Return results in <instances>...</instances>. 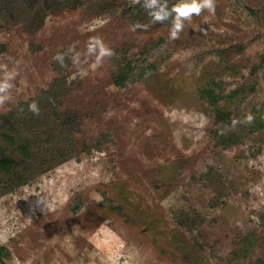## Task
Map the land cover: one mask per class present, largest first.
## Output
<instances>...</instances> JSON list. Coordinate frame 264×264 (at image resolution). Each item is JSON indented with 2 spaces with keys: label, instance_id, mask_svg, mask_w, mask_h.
I'll return each instance as SVG.
<instances>
[{
  "label": "rangeland",
  "instance_id": "rangeland-1",
  "mask_svg": "<svg viewBox=\"0 0 264 264\" xmlns=\"http://www.w3.org/2000/svg\"><path fill=\"white\" fill-rule=\"evenodd\" d=\"M47 2L33 29L25 7L0 0V64L18 72L0 114L55 81L77 158L0 195V264H260L264 0H216L175 40L170 20L130 30L149 23L143 0ZM92 36L115 52L95 68Z\"/></svg>",
  "mask_w": 264,
  "mask_h": 264
},
{
  "label": "trees",
  "instance_id": "trees-1",
  "mask_svg": "<svg viewBox=\"0 0 264 264\" xmlns=\"http://www.w3.org/2000/svg\"><path fill=\"white\" fill-rule=\"evenodd\" d=\"M30 1L29 8L19 0L11 3L31 13L29 23L34 29L41 24L48 0H41L44 6L40 8L34 6L39 0ZM54 86L55 81L35 97L0 114V195L69 158H77L73 133L78 122L68 110L57 108ZM34 100L40 107L38 116L28 108ZM259 263H264V257Z\"/></svg>",
  "mask_w": 264,
  "mask_h": 264
},
{
  "label": "clouds",
  "instance_id": "clouds-1",
  "mask_svg": "<svg viewBox=\"0 0 264 264\" xmlns=\"http://www.w3.org/2000/svg\"><path fill=\"white\" fill-rule=\"evenodd\" d=\"M133 4L141 3V0H132ZM142 7L146 10L150 20L147 24L134 22L130 26L131 31L137 29H147L151 25L162 24L166 21H171V28L169 37L172 40L178 39L179 34L185 28V22H191L193 16H199L204 10L209 13H214L216 7V0H177L171 8L168 5V0H143ZM78 42L70 44L67 48L69 52H73L71 56L72 65L75 67L77 75L81 78L88 75V70L80 66L81 52L75 50V45ZM86 57H94L91 61L92 67H100L106 58H111L115 52L110 48L102 38L99 36H92L86 43L83 53ZM61 67L67 68L65 63V56L62 52H58L52 57ZM18 75L15 68L10 69L7 64H0V109L7 103L13 100L14 81ZM29 111L34 115H40V107L35 100L28 105ZM254 120L251 112L247 113L244 117L233 118L231 120L230 128L222 130L221 135L225 134L228 130H233L241 124H250ZM119 256H113L111 264H118Z\"/></svg>",
  "mask_w": 264,
  "mask_h": 264
}]
</instances>
